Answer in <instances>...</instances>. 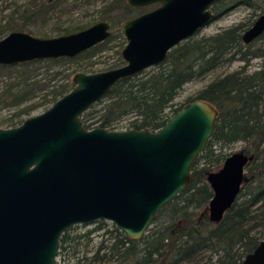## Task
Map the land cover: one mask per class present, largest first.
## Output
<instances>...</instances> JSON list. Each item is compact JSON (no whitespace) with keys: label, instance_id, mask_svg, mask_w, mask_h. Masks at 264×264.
<instances>
[{"label":"water","instance_id":"1","mask_svg":"<svg viewBox=\"0 0 264 264\" xmlns=\"http://www.w3.org/2000/svg\"><path fill=\"white\" fill-rule=\"evenodd\" d=\"M215 1L127 0L157 5L120 23L124 63L75 71L73 87L49 107L0 127V264H60L62 232L101 218L138 238L161 206L188 186L190 166L218 115L208 100L185 102L157 130L86 128L80 116L119 80L165 61L170 48L217 16ZM263 31L264 12L242 39L248 43ZM110 35L106 19L56 36L13 29L0 38V63L75 56ZM251 157L235 150L208 171L211 221L221 220L232 205ZM236 264H264V238Z\"/></svg>","mask_w":264,"mask_h":264},{"label":"trees","instance_id":"2","mask_svg":"<svg viewBox=\"0 0 264 264\" xmlns=\"http://www.w3.org/2000/svg\"><path fill=\"white\" fill-rule=\"evenodd\" d=\"M231 1L256 7L264 3L258 0ZM224 3L225 0H216L212 10H218ZM142 8L129 4L127 0H110L101 8L99 18L108 20L110 25H120L124 19L143 12ZM114 9H120L121 14L112 15ZM14 13L15 10L11 11L6 22L0 25V34L7 30L23 29L24 22H17ZM88 25L65 27L63 33ZM242 27V23H237L211 34L198 35L196 32L170 48L165 61L119 80L105 97L81 114L80 119L86 128L101 126L116 129L122 120H127V124H122L126 128L157 130L185 102L195 98L208 100L218 110L215 127L190 166L188 186L161 206L146 232L133 238L116 227L118 233L112 236L110 245L106 246L101 241L86 263L88 256L77 254L76 239L82 235L71 234L73 227H69L59 238L58 254L62 255L66 264H94L104 260L116 264H236L264 238L255 231L264 224V51L251 53L263 57L254 70L248 72L243 65L216 76L185 102L179 105L174 102L184 83L202 77L237 57L248 60V51L243 47L264 36V31L245 43ZM109 38L71 57L33 59L17 64L0 63V69L12 68L21 72L18 82L8 83L0 98H8L13 104L27 101L37 89V86L30 88L32 82L27 72L38 65L47 64L48 69L51 64L61 60L89 56ZM119 57V61L110 68L124 63L122 56ZM72 71L65 73L68 76L66 81L49 90L44 101L52 103L73 87L70 78ZM55 73H60V70ZM38 103L26 104L14 115L28 112ZM236 141H243L241 149L252 157L245 165L244 180L235 200L222 219L213 222L207 210L213 194L207 173L219 168L229 154L223 147ZM107 247L109 255L104 250L100 253L101 249ZM206 251L209 254L205 257Z\"/></svg>","mask_w":264,"mask_h":264},{"label":"rangeland","instance_id":"3","mask_svg":"<svg viewBox=\"0 0 264 264\" xmlns=\"http://www.w3.org/2000/svg\"><path fill=\"white\" fill-rule=\"evenodd\" d=\"M108 1L110 0H0V25L5 23L10 12L15 10L14 15L17 22H24L22 30L38 36H56L62 34L63 28L65 27L72 28L84 24L90 25L99 20L101 8ZM257 2L262 3L264 0H258ZM156 5L157 3H151L140 7H144L142 9L146 11ZM213 11L214 13L219 11V15L201 27L197 32L198 35L211 34L237 23L243 24V33L244 30L254 22L259 14L264 12V3H262L260 7H256L248 6L243 3L237 4L231 0H225V3L221 5L218 10ZM120 12V9H114L112 15H120ZM26 16L28 17L26 18ZM110 29L111 35L109 40L97 47L91 55L83 56L75 60H61L57 63L51 64L48 69L47 64L38 65L36 68L27 72L26 75H29V81L32 82L30 83V88L37 86V89L32 96H30V99L19 104L11 103L8 98H0V127L14 126V124L17 125L19 124L17 123L19 120L37 114L49 107L51 103L50 101H44V96H46L49 90L54 86L67 80L68 76H66L65 73L73 70L70 75L71 78L75 71L93 72L105 70L110 68L112 64L118 62L120 58L119 56H121V49L123 48L126 39L120 30L119 24H111ZM8 32L9 31L7 30L1 33L0 38ZM243 49L248 51L246 55L248 60L237 57L232 61L225 62L213 70L208 71L202 77L184 83L174 99L175 105L185 102L188 97H193L197 90L205 86L218 75L239 69L243 65L246 66L248 72L257 68L263 60V57L251 53L264 51V36L255 39L248 46L243 47ZM56 70H60V73H55ZM20 73L21 72L18 69H0V95L5 91L8 83L11 81L15 83L18 82L20 79ZM32 102L39 103L30 108L28 112L14 115L15 111L19 108ZM122 124H127V120H122L121 125L117 129L126 128L125 125ZM243 146V141H236L224 146L223 150L230 153L241 149ZM71 227H73L71 234L82 235L76 239L78 240L77 254H79V256H88L86 263L101 241H103L104 245L108 246L113 240L112 236L118 233V230L116 229L117 226L111 220L103 218L90 223H77ZM255 231L256 234L264 236V224L258 226ZM103 250L107 252V255L110 254L109 247L101 249L100 253L104 252ZM208 254L209 251H206L205 257ZM214 257H216V255H214ZM56 258L60 264H66L62 255L58 254ZM83 261L84 260H82V262ZM94 264L110 263L107 260H104L102 262H95Z\"/></svg>","mask_w":264,"mask_h":264},{"label":"flooded vegetation","instance_id":"4","mask_svg":"<svg viewBox=\"0 0 264 264\" xmlns=\"http://www.w3.org/2000/svg\"><path fill=\"white\" fill-rule=\"evenodd\" d=\"M110 264H116V263H110Z\"/></svg>","mask_w":264,"mask_h":264}]
</instances>
